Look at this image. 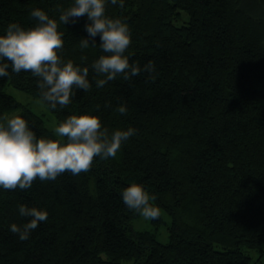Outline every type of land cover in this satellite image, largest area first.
Instances as JSON below:
<instances>
[{"label": "trees", "instance_id": "obj_1", "mask_svg": "<svg viewBox=\"0 0 264 264\" xmlns=\"http://www.w3.org/2000/svg\"><path fill=\"white\" fill-rule=\"evenodd\" d=\"M71 2L0 0V32L12 21L34 24L37 7L58 18ZM106 13L127 19L130 63L152 60L155 69L97 87L93 77H102L90 68L92 87L51 111L60 121L93 110L109 130L136 134L87 172L0 189V264H254L247 249L264 254V0H125ZM85 23L59 24L61 54L90 66L102 50L80 49ZM9 71L0 77V112L22 114L38 135L53 136L5 90L42 100L37 78ZM133 181L171 216L168 242L133 228L138 213L120 195ZM21 203L48 211L26 240L10 229L28 219Z\"/></svg>", "mask_w": 264, "mask_h": 264}, {"label": "clouds", "instance_id": "obj_2", "mask_svg": "<svg viewBox=\"0 0 264 264\" xmlns=\"http://www.w3.org/2000/svg\"><path fill=\"white\" fill-rule=\"evenodd\" d=\"M109 3L123 6L125 0H72L58 18L37 7L30 10L34 24L9 22L0 32V77L9 76V70L30 71L37 78L42 100L50 109H56L69 105L75 90L87 91L92 87L90 68L102 77H93L97 87L118 75L130 79L142 70L152 72L155 69L152 60L143 66L130 63L127 50L132 41L131 29L126 18L106 13ZM81 16H86L83 27L87 35L80 37V49L91 45L102 50L90 66L65 59L61 54L64 32L59 24H74ZM117 110L127 111L124 105ZM52 131L53 136L38 135L22 114L0 112V189L26 190L36 179L55 180L65 172L72 175L87 172L95 158H115L137 130L131 126L109 130L97 113L85 110L68 114ZM120 195L125 205L143 218L159 217L156 197L142 183L133 181ZM18 212L28 219L20 224L12 222L10 229L21 240L28 239L32 230L48 218L47 209L36 205L21 203Z\"/></svg>", "mask_w": 264, "mask_h": 264}, {"label": "rangeland", "instance_id": "obj_3", "mask_svg": "<svg viewBox=\"0 0 264 264\" xmlns=\"http://www.w3.org/2000/svg\"><path fill=\"white\" fill-rule=\"evenodd\" d=\"M6 92L13 95L20 103L30 107L35 113L42 117L45 126L52 131L55 124L59 122L58 117L51 111L47 103L40 98L34 97L32 94L18 89L13 85L8 84ZM53 133V131H52ZM54 134V133H53ZM161 221L159 223L154 222L153 219H145L139 214L132 219L133 228L137 231L151 232L157 240L166 243L169 241V226L172 222L171 216L163 209L160 210ZM252 258L254 264H264V254L260 255V252L254 249H247ZM123 264H133L130 261L123 262Z\"/></svg>", "mask_w": 264, "mask_h": 264}]
</instances>
